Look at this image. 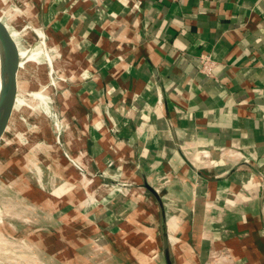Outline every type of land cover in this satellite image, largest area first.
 I'll list each match as a JSON object with an SVG mask.
<instances>
[{"label":"crops","instance_id":"1","mask_svg":"<svg viewBox=\"0 0 264 264\" xmlns=\"http://www.w3.org/2000/svg\"><path fill=\"white\" fill-rule=\"evenodd\" d=\"M0 13L46 28L64 59L62 117L21 176L63 209L47 221L65 264H264V0H0Z\"/></svg>","mask_w":264,"mask_h":264},{"label":"rangeland","instance_id":"2","mask_svg":"<svg viewBox=\"0 0 264 264\" xmlns=\"http://www.w3.org/2000/svg\"><path fill=\"white\" fill-rule=\"evenodd\" d=\"M12 13L15 14V11L10 10L8 16L10 17ZM0 15L3 20H6L1 13ZM13 24H11L12 28L20 33V43L24 51L27 49L28 52L32 51L34 54L41 49L42 57L36 59L37 63H26L25 69L22 70V74L17 80L19 89L24 92L20 93L21 96L27 100L26 104L33 109L23 105L25 108L21 109V112H17V115L14 114L15 122L19 127L23 125L22 123L33 124L39 117V127L36 125L28 127L27 125L30 129L25 131L26 134H23V136L28 134V139H32L30 143H35V149L39 151L46 146L50 147L46 142L48 136L45 133H47L48 127H54L57 120L62 117V114L59 117L56 110L60 102L63 103L65 100L60 94L61 90H58L64 85V81L61 77V69H57V67L61 66L64 59L60 56L57 57L58 51L50 48L49 33L46 28L40 27L37 23L26 24L22 21L20 23L14 21ZM35 27L44 32L43 41L37 37ZM24 53L25 55L21 53L23 61L32 58L31 54ZM50 55L53 65H50L51 62H49ZM32 91H41L46 98L44 102L30 97ZM23 110L26 113H22ZM19 130L21 129L19 128ZM15 144L16 142L13 141V147ZM18 158L17 153L4 146L0 139V264H2L3 258L6 260L5 264H65L68 259L65 256L67 253L65 247L68 245L64 240H55L58 226L47 221L51 217H58L63 213V209L57 210L53 216L52 210L44 207L48 206L44 198L45 195L40 192L39 188L36 189L42 187L41 183L35 182L34 173L29 172L26 179L21 176L23 166L22 161L18 166ZM22 189L32 192L39 199L34 201L31 194H22ZM38 194L42 198L38 197ZM41 221L47 224L39 225L38 223ZM63 228L61 227V231ZM18 243L26 245V248L19 254L15 250Z\"/></svg>","mask_w":264,"mask_h":264},{"label":"bare ground","instance_id":"3","mask_svg":"<svg viewBox=\"0 0 264 264\" xmlns=\"http://www.w3.org/2000/svg\"><path fill=\"white\" fill-rule=\"evenodd\" d=\"M0 19L7 26L8 30L10 32V35L13 38V40L16 42V45L18 48V52H19V64H18V72H17V80H18L19 76L22 74V70L25 69L26 63H28V62L37 63L36 59L42 57L41 56V49H39L34 54L32 53V51L28 52L27 49L24 51L23 48L21 47V43H20V37H19L20 33L17 30L13 29L9 25V23L6 22L7 20H3L1 15H0ZM12 25H13V23H12ZM34 29H35V32L37 33V37H39V39L43 41V39L45 38L44 32H41V29L37 28V27H35ZM24 52L31 54L32 58L29 59L28 61L27 60L23 61L22 54L25 55ZM42 52L44 53V51H42ZM49 54H50V52H49ZM3 61H4L3 55L0 51V93H1L2 89H4L6 79H7L6 69H5ZM49 62H51L50 65L53 63V59H52L51 55H50V61ZM20 93H24V92L21 89H19V82H18V90H17V94H16V99L14 102V107H13L14 109L12 112V116L10 117V121L6 127V130H5L6 131L5 133L7 135L5 136V134L3 133L2 137H1V142L3 143L4 146H7V148H9L11 151L16 152L18 157L22 160V162L26 161V163H29L30 167L32 166L34 169H37L38 166H36L34 164L33 157L31 155H28L26 152L27 150L30 152L32 150H34L36 147L35 146L36 144L30 143V141H32V139L31 140L28 139L29 138L28 134L24 135V136H23V134H26L25 131L26 130L28 131L30 129V128H28L29 126L34 127V125H36L39 127V125H38L39 124V117L37 119H35V123L33 122V124H30V125H29V123H26V125H25V123L21 122L23 125L21 127H19V125L16 124L14 114L17 115V112H19V111L21 112V109L25 108V107H23V105L29 107V105L26 104L27 100L24 97H22L21 96L22 94H20ZM30 97L35 98L39 101L41 100L42 102H44V100L46 99L44 94L41 91H32L30 93ZM29 108L33 109V107H31V106ZM24 111L25 110H23L22 113H26ZM27 125H28V127H27ZM19 128L21 130H19ZM13 141L16 142L14 147H13ZM28 157H30V159Z\"/></svg>","mask_w":264,"mask_h":264},{"label":"water","instance_id":"4","mask_svg":"<svg viewBox=\"0 0 264 264\" xmlns=\"http://www.w3.org/2000/svg\"><path fill=\"white\" fill-rule=\"evenodd\" d=\"M0 51L3 55L4 66L6 69V83L0 93V139L6 130L12 115L14 102L16 99L18 83L17 72L19 64V52L16 42L10 35L7 26L0 19ZM149 190L152 191L149 187ZM164 227V226H163ZM163 250L167 256V236L163 230L162 234Z\"/></svg>","mask_w":264,"mask_h":264},{"label":"built area","instance_id":"5","mask_svg":"<svg viewBox=\"0 0 264 264\" xmlns=\"http://www.w3.org/2000/svg\"><path fill=\"white\" fill-rule=\"evenodd\" d=\"M172 1H180V0H172ZM197 69L199 72L206 76L212 75V69L216 66L217 61L212 58L210 53L202 52L197 56Z\"/></svg>","mask_w":264,"mask_h":264}]
</instances>
